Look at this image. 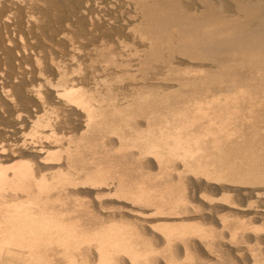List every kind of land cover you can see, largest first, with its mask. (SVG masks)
Listing matches in <instances>:
<instances>
[{
    "label": "bare ground",
    "instance_id": "6f19581e",
    "mask_svg": "<svg viewBox=\"0 0 264 264\" xmlns=\"http://www.w3.org/2000/svg\"><path fill=\"white\" fill-rule=\"evenodd\" d=\"M133 2L126 23L137 42L127 55L141 67L158 61L151 76L130 75L122 95L113 78L87 87L60 73L26 90L31 150L3 165L0 146V257L179 264L264 245V0ZM126 61L113 63L127 75ZM258 248L246 263L260 261Z\"/></svg>",
    "mask_w": 264,
    "mask_h": 264
},
{
    "label": "rangeland",
    "instance_id": "374dc122",
    "mask_svg": "<svg viewBox=\"0 0 264 264\" xmlns=\"http://www.w3.org/2000/svg\"><path fill=\"white\" fill-rule=\"evenodd\" d=\"M54 1L55 0H33V1L32 0H15V1L14 0H0V23H1L0 24V75H1L0 77H3L7 74L13 75V76L7 75V76H5L6 78L3 77L4 78V80H2L3 82L0 79V81L3 83V84L0 83V86H2V85L4 86V88L0 87V146H3L7 150L4 157L1 158L3 165H9V164L13 163L14 161H18L28 151L31 150V148L29 147V143L31 141V137L29 135L30 123L27 120L26 115H27V112L30 111V109L28 108L29 105L31 107L33 105V103L31 101V99H29L30 98L28 96L29 93L26 90H28L30 88L31 81H33L34 78H35V80H37L38 83H40L41 80L48 79L50 77L49 80L51 81L52 80L51 78H53L54 82H53V80H52V82L56 83L63 76L65 79L68 78V81L70 79L71 80V81H69L70 83L73 82V83L77 84V83H80V81H81L85 85L87 84L86 85L87 87H88V85L91 87L93 85H96L97 82L100 80L102 81L103 79H107V78L112 79L113 78L112 81L110 79H108V80H110L112 82V84L114 83L113 86H115V91L117 90L116 91L117 93L121 92V94L120 93L119 94L122 95V93L124 91H129V90H127L128 89L127 86L129 84V81H130V79H129L130 75L137 77V81L140 79V76H145L144 74H148V76H151L150 74H153V72H154L153 70H155L154 67H156V65H158V63H159L156 60L154 61L153 59H150V60L148 59L149 62H147V61L146 62L149 65L151 63L150 66H152V67L148 68L150 66L148 64H145L146 62L143 63V65L141 67V65H137L139 61H138L136 56L127 55V53L128 54L130 53V49L134 48V46L136 45L134 43L137 42V40L132 38L133 37L132 33L130 31H127L128 30L127 26H128V24L131 23L130 19L132 21L131 15H133V20H134V15H135V13H137V12L130 11L131 8H132V10H134V4L131 3V2H133V0H130L131 2L130 1L127 2L128 0H119V2H118L116 0V2H118V3H116L115 0H113V2H112V0H96V1L95 0H56L55 2ZM110 1L112 3H110ZM88 3L91 5H89ZM109 3H110V5H109ZM111 4L115 8H113L111 6ZM129 5H131V6H129ZM128 7L129 8L131 7V8L129 9ZM129 11H130V14L128 13ZM91 15L93 17H91ZM128 15L130 17H127ZM85 16H86V18H85ZM99 16H100V18H98ZM5 17H7V18H5ZM122 17H123V21L121 19ZM89 18H91L93 21L92 25H91L92 21ZM115 18L117 19V21ZM135 18H136V15H135ZM4 19H5V22H2ZM124 20H125V22H124ZM100 21L102 22L101 24H99ZM112 21H116L117 25L115 24V22H112ZM6 22H7V24H6ZM126 22H130V23H126ZM124 23H126L125 24L126 26L124 25ZM2 24L5 26L4 28H3ZM94 24H96V26ZM111 24H114V25L109 26ZM120 24H122V25H120ZM97 25H99V27ZM100 26H101V28H100ZM113 26H115V27H113ZM122 27L125 29L123 30ZM118 28H120V29H118ZM127 32H128V34H127ZM64 33L66 34L67 38L64 36L65 35ZM62 34H64V35L62 36ZM70 35L72 38L69 37ZM68 37H69V39H68ZM122 40L124 43L121 42ZM125 45H127V46H125ZM127 48H129V49H127ZM25 49H26L27 53L25 52ZM31 49H34V50H31ZM126 49H127V51L125 52ZM108 50L109 51L112 50L113 52H111V54L112 53L113 54L111 55ZM119 50H121V51H119ZM32 51H34V52H32ZM23 52H25L26 54H24ZM28 52H29V54H28ZM115 52L117 54H115ZM123 52H124L123 57L125 58V60H127L126 62H129V65L127 66L130 68V69L127 68L128 69V72H127L128 77L126 74H124L122 72L120 73V71H118V70L122 69L121 67H124V66H120L119 68H117V66L115 65L116 63L117 64L121 63L120 62L121 59H124L122 56L120 57V54L121 53L123 54ZM31 53L37 55V57L35 55H32ZM24 55L25 56L28 55V56L25 57ZM33 56H35V57H33ZM108 56H110L112 58H114V57L116 58V59H113L115 64L113 63V60L110 57L109 58L111 60H109V61L111 62V64L109 61L107 62V59H109ZM126 56H127V58L128 57L129 58L126 59ZM22 57L25 61L22 59ZM28 57L30 59H28ZM32 57L34 60H35V58H36V60L37 59L40 60V61H38V60L36 61L39 63V66H38V63H36L32 59ZM119 57H120V59L118 60ZM50 58H55V59H50ZM41 60L43 63L41 62ZM151 60H153L156 65L154 64L153 61L151 62ZM49 62L51 64H49ZM52 62H55L56 64L54 63V65H53ZM105 63L107 64V67H106ZM131 64H132V66H131ZM108 65H110V66H108ZM40 66H41V68H40ZM56 66H59L60 68H58V67L56 68ZM39 68L41 69V71ZM79 68H81V69H79ZM5 69H6V71H5ZM36 69L38 71H40L39 74L41 73L42 75L41 74L40 75L42 77L44 76L43 78L40 77V75L37 73L38 71ZM61 69H62V71L65 70V72L63 71L64 73H62ZM125 69H126V67H125ZM151 69H152V72H150ZM25 70H27V72ZM78 70L80 71L79 73H78ZM21 71H22V74H21ZM32 71H33V73H32ZM42 71H44V74H46V75H44L42 73ZM3 72H5V73H3ZM34 72H36V73L34 74ZM115 72H118L117 77L114 75V74H116ZM61 73H62V75H61ZM136 73H137V76L134 75ZM28 74H30V76ZM31 74H33V75H31ZM58 74H59V76H58ZM119 74L126 77V79L124 77L123 78L118 77V76H120ZM25 75L26 76L28 75L27 78ZM8 76L10 78H8ZM57 76L59 77V79L56 78ZM66 76H68V77H66ZM115 77L119 78V79H117L118 83L120 84V86L118 85L119 89L116 87V85L118 83H117V80ZM7 78H8V81H10V80L11 81L8 82ZM11 78H13V81ZM16 78H18V79H16ZM30 78L32 80H29ZM73 78H75V79H73ZM20 80H22V81H20ZM27 80H28V82H27ZM4 81L6 82V85H5ZM14 81H17L18 83H14ZM101 81L98 83H101ZM122 81H125L126 83L123 82L124 83L123 84ZM115 83H117V84L115 85ZM8 84H10V85L8 86ZM24 84L27 86H25ZM12 85H14V86L12 87ZM123 85L126 87L125 90L121 88V86L123 87ZM18 86H20V87H18ZM22 86H23V88H22ZM5 87H6V89H5ZM14 87H16L17 89ZM45 87L46 86L42 87L43 92L45 93L44 95H46V89H47V87L46 88ZM11 88H12V90H14V92L19 89L18 92L17 91L15 92L17 94L16 98L18 96L19 99L17 98V100H15L16 99L15 96H11V97L9 96V94L13 95V93H14L11 90ZM20 88H22V89H20ZM3 89L6 90V91L4 90L5 91L4 94H3ZM10 90H11V92H10ZM23 92H24V94H23ZM19 95L21 97L25 96L24 98L26 100L23 98H22L23 100L20 99L21 97H19ZM7 96H8V98H7ZM26 96L29 98H27ZM12 98L15 102L12 100ZM8 99H10V100H8ZM24 101H26V102H24ZM29 101H31V104ZM12 103L13 104L15 103V104L13 105ZM25 103H27V105ZM16 104H17V106H16ZM25 107H27L28 109H26ZM23 108H25V109H23ZM17 109H20L19 113H18ZM21 109H23V110H21ZM24 111H26V112H24ZM23 112H24V114H23ZM17 113H18V115H17ZM16 116L18 119L16 118ZM16 119L17 120L20 119V121H17ZM24 140L27 142H25ZM24 142H25V145L26 144H28V145L24 146V144H21ZM18 146L20 148H18ZM253 197L251 199L249 198L248 200H250V202H251L253 199L252 202H254V201L256 202V200H257L256 197H254V198ZM261 222L264 223V220L258 221L257 225H261L262 224ZM258 246H259V248H258ZM162 247L163 246L159 247L160 249L157 248V254L160 255V257L162 256V259H163L164 258L163 253L166 252L165 254H167V255H165V260L167 261V259L170 258L169 257L170 252L167 253L168 250L166 251V249L163 248L165 250L164 251L163 249H161ZM254 248H256V249L258 248V250H260V251L262 249V252H263L264 245L261 244V248H260V244L259 245L257 244L256 246H254L252 250L256 251V249H254ZM159 250L160 251L162 250L163 252H160ZM224 250H222V252ZM254 251L251 252V250H249V251L246 250V254H245V252H243L244 254H242V252L240 253V252H236L234 250L232 252V253L235 252L234 255L231 254V252L228 253V251H224V253H222L220 251L218 253L220 254V257L222 256L221 259L220 258L218 259L219 254H214V253L210 254L209 253V255H208L207 254L208 252H205L206 253V257H205L206 259L204 258V260L207 261V262L205 261L206 264H208V263L209 264H215V262H216V264H235V263L236 264H249V263L253 264V263H255L254 261L251 260L250 262L246 263V260L249 257L251 259L252 253L256 254V252L254 253ZM262 252L257 251V254L258 255L260 253L262 254L261 256H263V257H260V256L259 257H260V261L262 258H263L262 259L263 261H261V263H260V261H258L255 264H259V263L262 264L264 262V254H263L264 252L263 253ZM197 254L198 253H196V255L194 254L195 255L194 258H193V256L191 257V260H193L192 262H191V260L188 261L189 258L188 259L185 258L184 255L181 256V259L180 258L178 259L181 261H179V262L176 261V262L179 264H186V263L187 264H195V263L197 264L198 262L200 264H205L204 261H200V256ZM224 254H226V255L230 254L231 257H228L226 255L224 256ZM16 255H14L15 258L17 257ZM215 255L218 257H215ZM236 255H237V257H236ZM240 255H242V256H240ZM258 255H256V256H258ZM3 256H6V258H3ZM3 256L1 255L2 259L0 261V264H4V263L5 264H17L16 262H18V264L20 263L18 257H17V259H15V258H12V255L8 257V255L4 254ZM207 256H209L208 258H210V259H208ZM223 256L225 257V259H223L224 258ZM195 257H197L198 260ZM241 257H243L242 259L244 260L243 262H245V263L240 261V260H242ZM9 258L15 259L17 261L15 262V260H12V259L10 260ZM213 258L216 260H213ZM237 258H239V259H237ZM202 259L203 258H201V260ZM236 259H237V261H236ZM217 260H220V263ZM8 261H11V262L13 261V263H11V262L9 263ZM196 261H198V262H196ZM228 261L231 263H229ZM193 262H195V263H193Z\"/></svg>",
    "mask_w": 264,
    "mask_h": 264
}]
</instances>
